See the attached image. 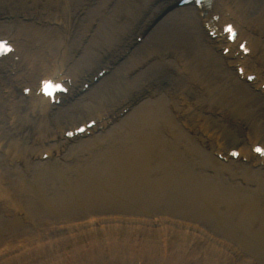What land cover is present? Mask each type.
Here are the masks:
<instances>
[{
    "label": "bare ground",
    "instance_id": "1",
    "mask_svg": "<svg viewBox=\"0 0 264 264\" xmlns=\"http://www.w3.org/2000/svg\"><path fill=\"white\" fill-rule=\"evenodd\" d=\"M113 1L107 0L103 4L101 1L85 0L86 4L84 6H89V9H85L83 6L79 8L74 0H0V38L10 40L15 47V53L10 55V58L5 62L0 63V69L2 70L0 71L1 85L5 91L11 93L0 102V127L3 130L0 131V145L2 141L8 143L9 146L11 145L8 152L0 154V195L6 193L9 196V200H6L7 203L0 206V233L4 232L6 228L14 229L22 225L20 219L15 215L18 213V209L13 203L23 210L25 206L28 215L24 217L27 219L33 213H44L45 210L47 214L51 212V214L57 213V215L70 217L75 215V211H83L87 207L93 208L98 203L105 206L129 209L126 206L129 202H132V204H137V206L132 207L135 212V210L141 208L151 209L156 207L155 204H150L155 201L160 202V200L173 202L181 206L186 211L184 215H191L188 211L193 210L199 216H211L217 200L220 198L225 203L227 200L216 193L215 197L208 196L213 200H204L203 202L201 198L202 202L199 203V206L194 205L196 202L194 198L198 197L196 196L197 188L201 187L202 184L200 181L208 182L204 178L207 174L200 170L201 167L205 166L207 170L212 168L215 171L214 164L217 165V163L210 161L206 151L201 148V144L209 145L210 143L198 137L199 132L208 133V130L213 128L207 129L204 125L205 116L202 115V107L206 105L199 99L196 100L198 92L196 85L204 84L207 87L206 90L211 91L212 98L217 93H221L219 97L221 104L219 105L224 106L219 107L217 111L224 110L226 115L230 114L228 122L232 125L240 128H242V124H244L243 126H250L253 132L252 141L264 140L259 133L264 123L261 124L256 116L257 111L248 103V109H245V103L243 101L239 102L236 96L248 93L246 96L250 99L256 97L255 103L259 101V104L264 106L261 95L247 90L245 92V89L251 87L246 83H241L239 79L237 80V84L240 85L238 89L230 88L223 81H216L212 71L209 70L211 64L213 69L218 72L217 75L221 74V77L224 78V74L232 75L227 65L236 64L246 68L245 75L252 74V72L258 75L255 83L257 86L264 84V69L262 68L264 66V44L260 37H254L256 27L260 28V25L264 22V0L261 1L260 5L254 0H217L213 13L221 16L219 23L233 21L236 28L241 31L240 39H250L251 48L254 49L252 56L243 60L238 57L234 60L230 59L231 62H227L221 55H218L220 61L226 66V68H223L221 63L218 62L217 55L213 53L214 58L210 63L211 59L206 54L209 48L206 46L207 42L204 41L205 36L199 19L203 23H205V20L192 7L179 9V11L170 14L162 24L159 23L155 28L156 21L151 24L149 28L152 32H149L151 38H147L145 44L147 46L151 45L150 50L155 49L153 52H158L161 47L160 44L165 42L177 43L170 46H178V43L183 41L187 45V51L184 53L180 50L176 51V54L181 52L182 59H186L183 65L181 66L176 61L171 63V73L176 74L172 80L187 86L184 98L174 100L171 97V99L168 98L169 101L166 104V96L159 92L164 87H158L159 89L154 92L156 94L153 100L139 103L130 115L125 116L119 124L110 129L109 134L103 135H108L107 140L110 139L109 149L102 151L100 156L98 150L97 159H91L93 155L78 159L77 163L80 167L83 166L86 176L82 177L81 174L74 172L72 169L66 170L67 167H65V171L53 167L51 164L46 167L47 163H39L36 160L26 163L28 159L24 155H26L25 152L28 148H25L22 144L25 140V132L30 133L33 137V140L27 139L29 146L34 142L33 147H31V157L32 153L37 154L45 149L44 145H46L47 140L60 135V129L58 135H54L61 121L55 116H58L63 108H59L55 113L52 112L49 101L37 95L36 91L40 86V82L55 77L67 80V83H70L71 86L70 93H72L75 87L79 86L80 79L83 83L87 82L88 72L91 73L92 69L98 68L102 64L95 63V55L100 48L109 45L113 46L112 49L122 48L118 50L122 52L117 55L118 57L133 45L131 41H126L131 31L139 29V31L146 33L147 30L145 29L149 27L150 23L140 25L141 23L136 22L134 25L130 24V27L126 29L121 28L122 25L105 27L103 21L112 17V15H108V8ZM81 3L83 4V2ZM153 3L149 4L152 6ZM84 12L85 15H82ZM209 18L207 17L206 20H209ZM50 21L59 24V26H53L48 30V28L44 29L46 26L38 24L42 22L50 23ZM133 26H137V28L133 29ZM59 30H62L63 34L57 33ZM215 42L219 47L223 46V41ZM215 42L208 41V44L211 49L217 51L218 46ZM136 49L139 51V46ZM73 51H76L78 56L80 55L78 59ZM134 51L126 59L123 65L124 68L133 67L139 60L144 64L142 58H150L149 54L142 56V53H140L141 57H136ZM209 52L212 53L213 51ZM204 56L205 58H203ZM15 58H18V61H14ZM203 61H205L207 68L200 67L199 63H204ZM105 63L106 65L112 64L111 61ZM183 66L185 68L181 70L182 73L180 69ZM6 69L7 73L5 74L4 70L6 71ZM116 72L118 73L116 79L120 82L124 74L119 75L120 69H116ZM94 73H97V70ZM149 75L163 76L164 79L168 76L164 67L157 64H147L144 72L133 79L127 90H133L137 96L139 90L143 87H154L156 85L155 80L148 81L146 79ZM107 77L102 83L100 82L101 84L95 85L89 92L76 100L64 112L71 115L81 113L84 109L88 110L86 113L74 117V119L76 118L74 125L61 123L60 125H67L63 126L61 130L66 133L67 129L70 128L69 126L76 128L78 124L85 123L92 115H94L92 120L96 121L99 126L105 125V117L99 114L105 112L110 106L103 109L100 106L110 102L113 95H115V93L107 95V91L102 92L101 86ZM189 82L192 83L189 85ZM226 85L227 89L231 90V96L225 90ZM25 87L31 89L30 95L16 98L17 92L22 91ZM115 87H117V84L112 86V88ZM177 90L171 91V94L173 95ZM92 92H96V94L91 95ZM192 95H195L194 102L191 98ZM144 99H147V96ZM226 104L234 106L233 109L226 107ZM232 113L236 116L231 117ZM180 124L186 126L188 130H192L193 135L178 129ZM229 128L225 129L226 134ZM112 133L114 134L110 137L109 135ZM10 134H14V137L18 140L12 139ZM103 136L99 138H105ZM211 139H213L212 136ZM82 141H79V143ZM96 142L97 140H95ZM112 142H114V145L111 148ZM92 144L94 143L91 141H85L79 149H83L84 146L90 148ZM51 149H57V147H51ZM219 172V178L223 180L222 175L225 177V166L222 165ZM131 173L144 180L149 186L159 184L156 191L174 184L173 181L176 175L182 176L188 184L180 187L181 190L162 191L159 195H155L153 192L150 193L141 187L123 185L122 180L127 184H138L137 181L132 182ZM258 175H251V172L246 169L241 173L246 181L264 184V178L259 179ZM197 176L202 178L198 183L193 184ZM220 180L216 182L217 190L231 194L238 189L221 183ZM208 190H212V183L204 184L205 193L211 195L212 192ZM39 192L43 193L42 198L36 199L39 198ZM251 198L259 199L255 209L263 215L264 187L253 194ZM11 209H15V211L11 212ZM41 220H43L42 217L38 222ZM40 224H43V231L35 235L28 233L27 235L15 237L13 235L8 239H0V259L2 255L17 257L23 250L30 251L33 245L42 244L44 239L55 237L53 235L57 232V229L61 230L62 233L72 229L71 226L67 225L68 222H63V226H55L56 224L48 221L40 222ZM241 234L243 240L237 235L234 241L242 240L244 245L257 250L258 257L264 260V217L259 221H251V225L245 226V230ZM35 256L38 257L37 264H41L39 256L37 254ZM118 258H121L119 254ZM231 262H233L231 259H227L220 264ZM42 264L67 263L64 261L54 263V260H51Z\"/></svg>",
    "mask_w": 264,
    "mask_h": 264
},
{
    "label": "rangeland",
    "instance_id": "2",
    "mask_svg": "<svg viewBox=\"0 0 264 264\" xmlns=\"http://www.w3.org/2000/svg\"><path fill=\"white\" fill-rule=\"evenodd\" d=\"M95 1H101L104 4L107 0ZM254 1L258 2L259 5L262 3V0ZM74 2L79 6V8L83 6L85 9H89V6H84L86 4L85 0H74ZM81 2H83V4ZM149 3H153L152 6ZM177 11H179V8L177 7L176 0H114L108 8V15H112V17L103 21V25L105 27L122 25L121 28L126 29L130 27V24L134 25L136 22L141 23L140 25L150 23L149 27H146L145 29L147 30L146 33L136 29L134 30L136 32H130V36L126 41H133L136 43L134 39L135 36L141 35L143 37H141L142 42H138L139 45L135 47L136 49L139 46L140 49H138L139 51H137V49L134 51L136 57H141L140 53H142V56L149 54L150 58H142L144 63L147 64L148 59H150L148 65H160L166 69L167 73H171V63L174 61L173 51L181 50L182 52H185L187 51V45H185L183 41L179 42L178 46H170L172 44L176 45L177 43L165 42L166 44H160L161 47L158 52H153L155 49L150 50L152 46H147L145 42L147 38H151V35H149L152 33L150 32L151 30H149L151 24L156 21L154 26L155 28L159 23L162 24V22H164L170 14ZM85 12L82 13V15H85ZM52 25L53 22L50 21L48 27L47 24H45L46 27L44 29L48 28V30H50V28H53ZM260 26L261 29L258 26L257 27L264 34V22H262ZM134 28H137V26H133V29ZM57 33L63 34L62 30H59ZM204 36V41L207 42L206 46L209 48L206 54L211 59L210 63H212L214 51L208 44L209 39L205 33ZM262 40L264 44V35H262ZM112 47L113 46L109 45L100 48L98 53L95 55V63L99 65L105 61H109L110 58H113L111 54H114L117 48L112 49ZM209 51L213 52L210 53ZM73 54L76 57L78 56L76 51H73ZM79 57L80 55L77 59ZM217 57L219 60L218 62L221 63L223 68H226L224 63L220 61L221 59L218 55ZM203 58H205V56ZM203 62L204 63H199L200 67L204 66L207 68L205 61ZM119 65V75L126 74L127 78L133 79L137 75L141 74L139 72H133L132 68H124V64ZM143 65L144 64H142L139 60L136 64H134V67L138 70V67ZM209 70L212 71L213 77L216 81H223V83H226L230 88L238 89L240 86L237 84L235 71L231 70L232 75L224 74L223 78L221 77V74L217 75L218 72L213 69L211 64ZM117 74L118 73L114 71L101 86L102 92L107 91V95L115 93L113 98L110 100V103L123 97L124 95L134 94L132 90H127L128 84L124 77H121L120 82L116 79ZM153 75H149L146 79L148 81L152 80L155 77ZM115 84H117V87L112 88ZM167 84L169 83L167 82ZM227 85L225 90L231 96V90L227 89ZM202 86L203 87L201 88H203V91L197 92L196 100L198 101L199 99L201 102L205 103L206 108L210 105L211 107L209 108L213 107L212 111L216 112L218 107H220L219 104H221V102H219L221 93H217L216 96L212 98L213 95L211 91H207L204 84H202ZM164 88L168 87L164 86ZM246 90L249 92L251 91L250 89H245L244 91L246 92ZM165 93L168 96L169 90H165ZM94 94H96V92L91 93V95ZM246 94L241 96L236 95L238 97V101H243L245 103V109H248V104L252 106L253 109L257 111L256 116L259 118L261 124H263L264 106L259 104V101H256L255 103L256 97H252V99H250L246 96ZM191 98L194 102L195 95H192ZM68 100L69 102L62 110V113L55 116L62 122L69 121L68 119H74L76 115H67L64 113L76 102L75 99V101L71 99ZM2 101L3 99L0 95V102ZM228 107L233 108L234 106L228 105ZM209 108L205 112L206 114L211 111ZM235 116L236 114H233L231 117ZM229 118L230 116L227 118L228 121ZM228 121H223L221 124L225 127L230 125L231 128H234L235 125L230 124ZM235 130L237 137L240 138V136H242L243 139V135H240L239 133L241 130L239 128H236ZM260 133L264 136V126H262ZM24 136L25 140L23 146L28 148V151H26V155L24 156L28 159L26 163H29L33 161L36 156L33 153L32 157L30 156V150L34 145V142L29 146L27 139L33 140V137L28 132H25ZM92 140L93 138L90 139V141ZM47 145H51L50 141L46 143V146ZM74 147L75 146L72 144L71 147L66 148L65 152L66 150L67 152L64 154H62V151H59L63 150V148L60 147L57 152L54 153L55 158H60L49 163L46 162L47 164L45 163L46 165H43L49 166L48 164H51L53 167H57L63 171H65V167H67L66 170L73 169L74 167H76L75 169L77 170H82L83 166L80 167L77 161L80 157L90 155V152L71 153ZM70 148L72 149L69 151ZM76 148L77 146L75 149ZM211 149L212 146H209L206 151H209L210 154H212L213 150ZM239 165L240 164L225 165V177L222 173L221 175L226 184L235 188L238 185V189L247 194L248 191L246 189L257 190L256 184L258 182L255 184L241 178L242 170L239 169ZM200 170L208 176L211 175L215 178H219L220 176L219 171H217L216 175H212L210 172L213 171L212 168L209 169L210 171H207L205 168L201 167ZM234 174L236 177H233ZM258 178H264V172L259 174ZM182 184L183 183L179 181L178 186L172 187L171 191L181 190L180 187ZM255 192L257 193L258 191ZM198 193L196 196H198ZM234 195L235 198H237L239 197L240 192L235 191ZM201 198L202 197L199 196L195 197L194 200L196 202L194 205L199 206V203H201L202 200L204 202V198H202V200ZM247 199L248 201H244L243 208L241 209H239V203L225 204L221 199H219L217 200L215 207H213V214L209 217L199 216L194 213L193 210L188 211L191 215H184L186 211L182 209L181 206L165 200H160L161 203L155 201L150 204H155L156 207L151 209L141 208L139 210H135V212L132 207L137 206V204L129 202L126 206L129 209L105 206L98 203L93 208L87 207L83 211H75V215H71L70 217L57 215V213H41L36 219H32L30 221L26 220V222H23L22 225L17 228L5 230L0 234V239H8L13 235L14 237L27 235L28 233L35 235L38 232L43 231V224H40V222L46 221L56 224L55 226H63V222H68L67 225L71 226L72 229L64 233L57 229V232L53 235L55 237L44 239L42 244L33 245L30 248V251L23 250L17 257L2 255L0 264H37L38 257H36L35 254L39 256L41 264L45 261L51 260H54V263L64 261L67 264H220L223 260L227 259H231L233 262L225 264H264V260L258 257L257 250L247 247L242 241L243 236L241 233L245 230V226L251 225V221H259L264 217V214L262 215L255 210L259 199H253L249 196V194ZM248 206L253 207V212L247 211L244 214ZM243 209H245L244 212L242 211ZM40 217H42L43 220L38 222ZM237 235H239V238L242 240L234 241ZM14 240L16 239L14 238ZM118 254L121 258H118ZM123 260L126 262L124 261L122 263Z\"/></svg>",
    "mask_w": 264,
    "mask_h": 264
},
{
    "label": "snow or ice",
    "instance_id": "3",
    "mask_svg": "<svg viewBox=\"0 0 264 264\" xmlns=\"http://www.w3.org/2000/svg\"><path fill=\"white\" fill-rule=\"evenodd\" d=\"M229 31H230V29H229ZM3 47V45H0V48H2ZM257 151H260V149H257Z\"/></svg>",
    "mask_w": 264,
    "mask_h": 264
}]
</instances>
